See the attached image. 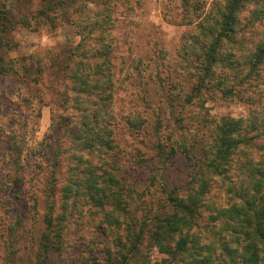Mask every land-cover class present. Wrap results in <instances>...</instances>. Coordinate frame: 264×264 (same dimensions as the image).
I'll use <instances>...</instances> for the list:
<instances>
[{
    "label": "trees",
    "instance_id": "trees-1",
    "mask_svg": "<svg viewBox=\"0 0 264 264\" xmlns=\"http://www.w3.org/2000/svg\"><path fill=\"white\" fill-rule=\"evenodd\" d=\"M207 1L203 0L197 6L198 0H182L184 16H188L190 10H199L201 7L203 10L198 20L187 22L192 24L197 21L196 27L201 32L185 34L179 53L180 56L182 53L187 56L185 63L188 66L203 73L204 77L199 78L192 90L202 89L204 80L217 75L218 64L226 63V70L218 73L217 79H222L221 87L227 94L236 96L246 91L248 77L238 80L233 70L236 68L240 71L242 66L249 63L258 73L257 66L264 64V8L253 9V14L257 13L255 18L260 21L255 26L254 18L248 16L250 10L247 8L249 2L258 4V0H213L209 8L204 10ZM126 2L98 0V10L93 11L94 16H101L106 21L115 14L107 27L102 26L104 23L94 22L98 29H92L91 22L82 24L88 20V12L82 16V8H89L88 0H41V8L37 13L18 16L15 13L19 10L33 7V0H11L9 5L14 7V11L11 10L7 15L5 12L7 22L0 21V25L10 21V27L15 28L30 25L34 16L55 19L59 23L60 17L70 20L71 15L76 13L79 15L77 20L71 19L67 23H79V34L83 33L77 44H66L48 53L45 63L38 59L41 65L36 68V72L24 62L25 58L0 63V76L6 77V74L11 73L21 75L19 79H22V83L39 87L40 97L47 96L55 106L52 111L53 131L47 137L50 153L46 165L49 173L40 188L46 206L44 228L37 239L34 264H51L53 255L63 249L65 239L72 230L71 219L86 197L91 206L85 214L92 212L93 207V211L102 208L103 218L112 216L115 207L123 212L121 218L116 217L112 221L117 226L123 223L126 227L123 237L119 231H114L117 235L114 245L119 258L113 255L111 249H107L106 264H133L144 258L143 252H139L143 226L150 229L149 238L169 246L166 247L168 254L179 255L177 261L171 264H264V153L253 155L251 152L248 157L245 154L249 150L244 147L251 146L250 142L259 137L255 132L259 127L256 122L249 137L245 134L243 119L223 116L221 120H215L210 143L205 146L204 157L198 161L199 170L192 174L184 194L167 197V211L152 213L148 221H142L144 223L138 231L133 229L136 224L130 222L133 220L130 212L132 208H128L132 199L128 197L129 194H125L129 191L132 194L135 188L130 187L131 184L125 186L123 178L115 172L119 169L117 156L121 148L118 145L121 144L120 135L123 133L119 130L123 129L124 120L115 112V97L119 92L121 74L116 72L115 63L119 49L108 39L113 32L110 25L122 18V14L118 16L117 11ZM213 9H216L215 12ZM245 9L247 15L242 17L241 13ZM249 28H253L252 34L248 33ZM231 48H235L239 55L235 56ZM229 55L235 58L229 61ZM46 78L48 83H45ZM35 95L33 92L28 98ZM167 95L168 90L165 97ZM28 98L27 101H30ZM165 103L172 108L171 98L165 99ZM173 115L172 110L169 111V116ZM150 117L151 121L147 125L152 122L149 124L151 132L145 133L154 140L151 146L154 156L150 158H159L164 166L167 156L163 153L165 144L160 134L161 122L158 114ZM8 126L11 131L7 152L10 168L8 176L9 182L17 189L25 181L23 162L27 157V146L19 138L22 132L16 124L10 121ZM93 151L100 153L94 161L89 157ZM215 182L219 184L221 192L228 194L225 205L217 204L210 197ZM109 204L113 207H107ZM221 221L223 226L218 225ZM112 222L106 225L113 228ZM9 228L13 239L18 240L21 232L18 234L19 228L15 222H11ZM229 228L232 234H229L227 242L221 241L223 250L229 253L226 259L214 255L215 248L206 241L211 236L205 232H213L218 236L224 230L229 233ZM231 240H236L235 246L230 245ZM4 242L7 243V240ZM171 242L174 247L170 246ZM18 249L10 255L5 250L4 264L10 259L9 256H16L14 253Z\"/></svg>",
    "mask_w": 264,
    "mask_h": 264
},
{
    "label": "rangeland",
    "instance_id": "rangeland-1",
    "mask_svg": "<svg viewBox=\"0 0 264 264\" xmlns=\"http://www.w3.org/2000/svg\"><path fill=\"white\" fill-rule=\"evenodd\" d=\"M10 1L0 0V21L4 23L8 20L4 18L5 12L7 15L11 10L14 11V7L9 5ZM97 1L88 0L90 9L82 8V16L89 13L88 20L82 24L91 22L92 29H98L94 22L104 23L102 26L107 27L115 17L113 14L110 19L103 21L101 16H94L93 11L98 10ZM198 1L197 6L203 0ZM212 1H207L204 10L209 8ZM258 1V4L249 2L247 8L250 10L248 16L254 18L255 26L260 21L255 18L257 13L253 14V9L264 8V0ZM182 4V0H127L117 11V15L122 14V18L110 25L113 32L108 39L119 49L115 71L121 72L119 92L115 97V112L124 120L123 129L119 130L123 132L120 135L121 144L118 145L121 148L117 156L119 169L115 172L123 178L125 186L131 184L130 187L135 188L132 194L129 191L125 195L129 194L128 197L132 199L128 208H132L130 212L134 221L130 222L136 224L133 227L136 231L144 223L143 220H149L152 213H162L169 209L167 197L185 192L192 174L199 170L198 161L204 157L205 146L210 143L215 120H221L223 116L243 119L244 131L249 137L253 123H258L259 127L255 132L259 137L250 142L251 146L244 145L249 150L245 155L249 157L251 152L253 155L257 152L264 153V64L257 66L258 73L249 63L239 68L240 71L234 67L233 72H236L238 80L248 77L246 91L239 92L236 96L227 94L221 87L222 79H217L218 73L226 70V63L218 64L217 75L213 79L208 77L204 80L202 89L192 90L203 73L188 66L185 63L187 56L183 53L180 56L179 49L185 34L201 32L196 27L197 21L192 24L187 22L198 20L203 9L190 10L188 16H184ZM32 8L19 10L15 15H34L41 8V0H33ZM247 9L242 11V17L247 15ZM215 10L213 9L214 12ZM68 11L71 14L70 9ZM71 16L70 20L60 17L59 23L55 19L34 16L30 25L15 28L10 27V21L6 24L2 22L0 63L25 58L24 62L36 72V68L41 65L37 62L38 59L45 63L48 53L57 51L63 45L81 41L83 33L80 31L82 35L79 34V23H67L71 19L77 20L79 15L74 13ZM252 30L253 28H249L247 32L252 34ZM230 50L234 52L235 48ZM237 55L239 53L235 51V56ZM235 56L229 55V61ZM189 58L193 61L191 56ZM19 77L21 75L12 73L6 74V77L0 76V264H4L5 250L10 255L18 247L20 250L15 251L16 256H9L6 264H34L37 239L44 228L43 214L46 206L40 188L49 173L46 165L50 153L47 137L53 131L52 111L55 106L47 96L40 97L39 87L22 83ZM45 83H48L47 78ZM33 92L36 95L28 98ZM167 98H171L172 108L165 103ZM171 110L173 117L169 116ZM157 114L161 122L160 134L164 139L162 143L165 144L163 153L167 156V164L164 166L159 158H150L154 152L151 149L154 140L145 134L151 132L149 124L152 122L147 125L151 121L150 116ZM10 121L22 132L19 138L27 146V157L23 162L25 181L17 189L9 182L8 176ZM138 130L143 131L137 132ZM168 135L171 137L168 138ZM89 154L92 161L100 156L95 151ZM211 190V196L208 195L217 204L225 205L228 194L221 192L219 184L215 182ZM216 190L217 195L214 194ZM90 206L86 197L77 207V212L71 219L72 230L65 239V246L53 255L51 264H106L107 249H111L113 255L119 258L114 245L117 238L114 231H119L123 237L126 227L123 223L117 226L112 221L116 217L121 218L123 212L114 206V214L103 218L101 207L95 211L93 207L92 212L85 214ZM107 207L113 205L109 204ZM11 222L18 226V234L21 232L18 240L11 235ZM107 222H112L114 227H108ZM218 225L223 226L224 223L221 221ZM142 230L144 233H141L139 252H143L144 258L133 264H171L177 261L179 255L166 252L168 245L149 238L151 231L148 227L143 226ZM228 230L229 233L224 230L218 236L213 232H205L211 236L206 241L215 248L214 255H221L226 259L229 253L223 250L221 241L227 242L229 234H232L231 229ZM230 245L235 246L236 240H231ZM170 246L174 247V243L171 242Z\"/></svg>",
    "mask_w": 264,
    "mask_h": 264
}]
</instances>
